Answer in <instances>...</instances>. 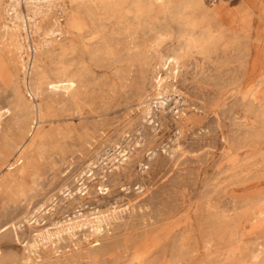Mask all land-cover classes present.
I'll return each instance as SVG.
<instances>
[{
	"label": "rangeland",
	"instance_id": "obj_1",
	"mask_svg": "<svg viewBox=\"0 0 264 264\" xmlns=\"http://www.w3.org/2000/svg\"><path fill=\"white\" fill-rule=\"evenodd\" d=\"M136 1L125 6L131 48L97 54L82 38L65 51L60 35L37 51L23 29L10 42L0 17V108H15L0 117V264H132L147 248L138 264L264 259L258 1L201 0L233 20L214 40L195 28L198 43L176 5L137 10ZM242 8L252 10L245 20ZM99 20L106 32L117 25ZM65 69L79 79L76 101L47 87Z\"/></svg>",
	"mask_w": 264,
	"mask_h": 264
},
{
	"label": "bare ground",
	"instance_id": "obj_2",
	"mask_svg": "<svg viewBox=\"0 0 264 264\" xmlns=\"http://www.w3.org/2000/svg\"><path fill=\"white\" fill-rule=\"evenodd\" d=\"M144 1L137 0L135 2L137 10L142 9L143 6L149 11H155L156 9L164 10L170 7L171 4L172 8L175 5L177 8H180V15L185 17V23L192 27L188 38L195 43H198L200 40L198 37L194 36L195 28L200 27L203 40H214L229 30L228 28L224 29L220 21L223 19L233 20V15L230 10L226 9L224 12L219 11L220 7L217 6L208 8L200 4L201 0H147V3ZM257 1L258 2L254 4L256 6L255 8L258 7V16L260 15L261 19L264 20V1ZM128 2L129 0H0V17L5 19L1 25H3L4 28V36L10 38V42H13L15 36L17 39V32L19 30H25L26 37H29V35L32 36L37 51L51 47L53 41L48 37L50 35L64 36V42H62L61 45L65 51L72 49L74 45H76L78 38L85 39L84 44L87 50L93 54L100 53L104 48L109 49L113 44L117 46L125 42L127 47L131 48L130 44L133 43L132 38L126 37L127 35L131 36L132 29L127 23L125 24L124 21L128 12L125 6ZM198 7L200 8L198 18L193 19L184 14V11L196 10ZM244 12L245 15L243 19L245 20L248 16H251L252 10L247 9ZM101 15H108L116 19L117 25L113 27L111 32H106L105 25L100 22L99 19ZM60 16H62V18H59ZM50 19H53V24L46 28L45 25ZM88 20H90V24ZM19 35L21 36V34ZM20 45L21 44H18V47H20ZM52 45L55 46V44ZM22 64L24 65V62H22ZM29 72V69L24 67L25 84L32 95H38V93L30 87V83L27 80ZM47 87L49 89L64 88L74 94L73 97L75 101L78 99L76 92L79 88V79L77 76L68 74L67 69L62 72V76L58 79L48 81ZM14 111L15 108L10 105L0 108V117H5L6 115L14 113ZM41 113L42 111L39 109V114ZM32 120L34 121L35 119ZM21 124L22 122L18 124L17 133L22 135L24 134V128ZM33 126L35 127V125ZM30 130H32V128ZM29 134H33V132L31 131ZM1 139L2 134L0 131V141ZM24 145L25 140L19 145V150H21ZM22 156V151H20L17 160ZM149 253L150 248L138 252L132 264L142 262ZM258 257V255H255L254 258L257 259ZM256 262V264H264V259L260 261L256 260Z\"/></svg>",
	"mask_w": 264,
	"mask_h": 264
}]
</instances>
